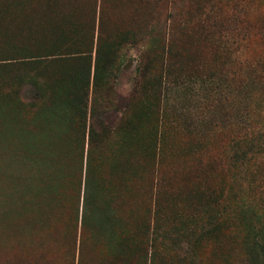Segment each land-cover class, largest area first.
Returning a JSON list of instances; mask_svg holds the SVG:
<instances>
[{
    "label": "rangeland",
    "instance_id": "rangeland-1",
    "mask_svg": "<svg viewBox=\"0 0 264 264\" xmlns=\"http://www.w3.org/2000/svg\"><path fill=\"white\" fill-rule=\"evenodd\" d=\"M0 264H264V0H0Z\"/></svg>",
    "mask_w": 264,
    "mask_h": 264
}]
</instances>
